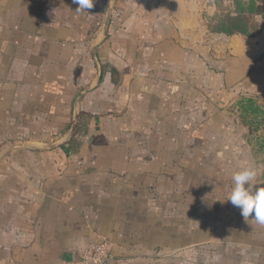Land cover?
Returning <instances> with one entry per match:
<instances>
[{"label": "crops", "instance_id": "crops-1", "mask_svg": "<svg viewBox=\"0 0 264 264\" xmlns=\"http://www.w3.org/2000/svg\"><path fill=\"white\" fill-rule=\"evenodd\" d=\"M195 1L93 0L82 14L73 0H0V264H75L105 241L111 264L192 251L195 229L179 240L171 204L146 194L176 173L174 153L128 134L160 126L212 64L239 83L250 64L247 90L264 94V25L213 33Z\"/></svg>", "mask_w": 264, "mask_h": 264}, {"label": "rangeland", "instance_id": "rangeland-1", "mask_svg": "<svg viewBox=\"0 0 264 264\" xmlns=\"http://www.w3.org/2000/svg\"><path fill=\"white\" fill-rule=\"evenodd\" d=\"M238 2L248 13L259 14L254 19L264 24V0H196L194 5L213 30L222 17L239 9ZM249 65H244L239 83V79L232 80L233 75L225 81L212 64L209 78L205 74V79L200 75L201 79L189 80L188 87L183 85L171 96L155 118L160 126L146 117V127L128 134L150 141L160 137L163 152L174 153L166 161L176 173L163 176L159 191L146 193L148 198L171 204L176 221L171 228L179 240L187 230L196 231L189 259L179 252L174 264H242L248 252L254 253L252 264H264V224L252 216L245 219L228 201L232 175L243 167L252 166L256 171L252 183L264 187V94L247 90ZM230 68L226 73L232 72ZM242 98L254 102L253 106L244 104L245 112L239 107ZM160 146L150 143L148 150Z\"/></svg>", "mask_w": 264, "mask_h": 264}, {"label": "clouds", "instance_id": "clouds-1", "mask_svg": "<svg viewBox=\"0 0 264 264\" xmlns=\"http://www.w3.org/2000/svg\"><path fill=\"white\" fill-rule=\"evenodd\" d=\"M77 4V13H87L94 6L93 0H73ZM256 177V171L252 166H246L232 175L233 187L228 201L241 210V215L248 219L252 216L255 221L264 224V187L256 188L252 183ZM254 253L248 252L242 264H252ZM213 260L216 259L214 256Z\"/></svg>", "mask_w": 264, "mask_h": 264}, {"label": "trees", "instance_id": "trees-1", "mask_svg": "<svg viewBox=\"0 0 264 264\" xmlns=\"http://www.w3.org/2000/svg\"><path fill=\"white\" fill-rule=\"evenodd\" d=\"M237 4L239 7V9L236 11L237 14H229L228 16L222 17L217 27L211 31L213 33H221L228 36L236 34H241L247 37L258 36L261 33L262 27L258 21L254 19V17L258 16L259 14L248 13V9L244 8L242 3L238 2ZM250 10L253 11L252 9ZM244 104H250L253 106L254 102L252 99L242 98L239 102L241 112L247 111V108L244 106Z\"/></svg>", "mask_w": 264, "mask_h": 264}, {"label": "built area", "instance_id": "built-area-1", "mask_svg": "<svg viewBox=\"0 0 264 264\" xmlns=\"http://www.w3.org/2000/svg\"><path fill=\"white\" fill-rule=\"evenodd\" d=\"M2 83L0 82V89ZM114 260L113 246L105 241L85 249L75 264H111Z\"/></svg>", "mask_w": 264, "mask_h": 264}, {"label": "water", "instance_id": "water-1", "mask_svg": "<svg viewBox=\"0 0 264 264\" xmlns=\"http://www.w3.org/2000/svg\"><path fill=\"white\" fill-rule=\"evenodd\" d=\"M66 258L67 259L69 258L70 260H73V256L72 255H68Z\"/></svg>", "mask_w": 264, "mask_h": 264}]
</instances>
